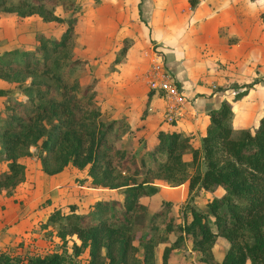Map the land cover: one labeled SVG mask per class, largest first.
I'll return each mask as SVG.
<instances>
[{
	"label": "trees",
	"instance_id": "1",
	"mask_svg": "<svg viewBox=\"0 0 264 264\" xmlns=\"http://www.w3.org/2000/svg\"><path fill=\"white\" fill-rule=\"evenodd\" d=\"M18 1L0 0V13L36 12L65 27L57 37L40 31L32 48L16 46L0 53V78L18 82L25 96L6 97L0 108V159L7 164L0 171V190L24 179L25 159L36 155L46 174L75 167L85 172L90 185L118 188L121 193L120 199L100 198L84 207L77 203L66 209L53 207L38 227L53 233L61 244L56 246L55 240V248L46 251L0 247V264H169L173 249L185 246L187 239L202 264H264V110L255 126L235 130L233 107L238 105L232 107L223 99L219 107L208 110L209 122L199 144L192 135L158 130L152 147L145 145L137 155L121 140L127 138V126L103 117L96 77L83 85L71 76L83 59L66 66L56 61V55L74 41L77 5L67 17H60L54 12L58 0H30L37 8L22 2L27 0ZM261 17L264 22V11ZM126 49L123 45L118 54ZM37 73L51 81H35ZM28 76L31 81L26 83ZM149 92L148 98L154 91ZM246 92L237 91L234 98ZM5 94L0 88V96ZM155 180L187 182V195L178 204L181 221L173 213L175 202L163 199L143 222L145 205L140 198L156 191ZM215 187L223 192L211 194L205 207L198 206L197 192ZM217 237L228 242L220 259L211 251ZM159 243L164 246L157 263ZM83 252L87 256L75 260Z\"/></svg>",
	"mask_w": 264,
	"mask_h": 264
},
{
	"label": "rangeland",
	"instance_id": "2",
	"mask_svg": "<svg viewBox=\"0 0 264 264\" xmlns=\"http://www.w3.org/2000/svg\"><path fill=\"white\" fill-rule=\"evenodd\" d=\"M14 1L19 2L18 0ZM198 1H227L224 5L222 4V7L225 6L227 9L229 7L234 8L233 10H229L228 15H234V13L236 14V11L239 13V10H237L238 7L241 8L244 3L246 7V3H252V1H257L256 3H258L256 7L252 8L255 11V14L260 15L259 11H264V0ZM22 2L34 5L36 8L38 7L30 0ZM109 2L110 0H58V4L54 10L55 14L60 17H67L72 11L71 7L76 4V10L79 15V19L76 24V34L78 37L75 35L74 41L71 43V45L61 50L56 55V61H59L63 64V66H66L74 59H83V62H81L78 66L75 65L71 76L79 80L83 85L92 82L93 78L96 77V99L101 105L103 117L106 120L116 118L118 124H124L127 126V138L123 136L121 140L125 141V145H127L128 148L132 146L135 153L139 155L138 153L142 147L145 145L147 147L151 146L150 140L148 139L151 138V133H153L156 128L155 117L151 116L148 120L146 119L147 114L152 111L147 109L146 113L143 112V108L146 106V93L148 92V95L150 94L146 80V71L149 67L151 59H153L154 56H159L162 61L165 62L167 55H165L164 51L162 50L160 43L148 38L147 35L142 41L140 39L136 40L135 37L130 35L128 32L127 36H125L119 44L115 45L114 49L116 52L114 55L111 53L110 49H108L105 53L100 52L97 54H92L91 52L93 50L90 51L89 49L100 46L98 43L100 36L96 31V28L100 25V23L101 25H104L106 32L112 33L116 28V22L112 20V17L115 19L116 17H123V22L120 24H124V26L129 25L131 22L130 20L127 21V17L125 15H115L113 5L109 4ZM187 5L188 4L177 5V7L174 9L175 14L177 15V20L175 22L176 24L174 26L180 30L191 31L194 29V27L192 23L188 22V20H190L189 15L193 13V9L192 7H189V5L187 7ZM236 5L237 8L235 9ZM163 8L168 10L170 14L173 13V11L170 9V6L166 5V7ZM210 9L211 7H209L207 14L213 11L217 14L220 12L217 7L213 10ZM125 13L129 14V12L127 13L126 11ZM138 13L140 14L137 18H135V20L139 19L141 22H143L144 18L142 16V10L140 9V12ZM254 17H256V15L253 16V18ZM203 20L200 22L202 26L205 24V21ZM232 21H229V23ZM141 22L140 24H142ZM153 23L154 22H152V24ZM145 25L147 27L146 22ZM64 27V22H59L56 20H44L36 12L26 16H20L14 12H1L0 53L3 50L13 46L32 48L35 43L34 41L36 34L40 31L57 37ZM223 28L224 27L222 26L219 28L221 34L226 33V30ZM213 31L215 32L214 27ZM180 40L186 41L185 46L190 49V52H192L193 55L199 58V61L206 63L208 65L207 68L212 66V69L215 71H220L221 74L220 69L229 67V70H231L234 68V66H236L233 65L236 61L229 55L230 52L228 53V60L224 58L223 60L219 59L221 56L215 51H212L211 48L206 45V39L200 38L198 36L190 37L186 35L185 37V35H182L176 37L175 45L179 46L182 43ZM233 40L234 39L232 37H229L228 39L229 43L233 42ZM80 41H82L81 44ZM131 44H135L133 56L137 59L133 63L124 57L125 54H118V51H121L123 45H126L128 48ZM137 50L140 51L139 55L137 54ZM137 56H139V58ZM115 57L118 61L114 60ZM251 65L254 66L253 64ZM220 74L217 76L213 75L212 78L214 80H211L210 82H213V84L216 85V81H218L217 78L220 77ZM32 78L36 79L35 81L42 83L51 81L50 77H46L45 75L38 73L33 75ZM255 79H258V77L239 84L231 80L230 84H228V86H230L233 90L229 96L230 100H235L234 95L237 91H242L243 89L248 90L246 83L255 82ZM30 81L31 76H28L25 79V82L28 83ZM23 83L24 81L22 82V85ZM235 85H237V87L234 90V87L232 88V86ZM20 87L21 85H19V83L16 81L0 78V88L6 90V94L4 96H0V106L3 105V98L5 99L6 97L18 100L24 99L25 96L21 90L22 88ZM153 94L159 93L152 92V96L150 98L151 100L154 96ZM152 105L154 106V102ZM254 114V116H256L257 110H254ZM233 123H235V120ZM238 126L239 125L237 123L234 124L235 130L239 128ZM139 137H141L140 141L137 140ZM185 159H190L189 153L185 154ZM25 162L26 169L24 179L11 188L3 187L0 190V193L2 192L1 194L4 197L6 196L10 200H14L15 203L13 205L21 204L20 206L25 207V212L21 216L23 220L18 218V216H16L14 213L10 216V218H12L11 221H13L10 225L14 224L12 233L13 235H11V233H0V247L15 246L14 248L20 249L21 251L27 247H34L40 251L53 249L55 248V245L53 246V241L56 240L54 243L56 246H59L61 244L60 240L58 241L57 237H55L53 233H47L46 231L39 230V227L37 226V221L43 218L53 205H59L66 209L67 204L69 203H77L84 207L100 198L120 199L121 189L92 186L89 183V178L84 176L85 172L83 170L69 168L61 171L58 174H55L54 177L51 178V176H48L43 172L40 160L38 161L37 159L36 161H31L27 157ZM4 168L5 161L0 159V170H3ZM139 178L140 175H138L136 179ZM153 184L156 187V191L150 195H144L140 198V201L145 205V211H143L142 216L143 222L146 223L148 221L149 216L155 209H157L163 199H170L175 202L173 206V213L176 217V221H181L183 216L180 212V209L178 208V204L180 205L187 195V182L185 181L179 184H171L162 180H155ZM222 192L223 190L218 187H215L211 190L198 191L195 195V202L198 206L205 207V201L210 197L211 194L220 195ZM47 199H49L48 202ZM0 201H2V198ZM6 205L7 204L2 202L0 210L3 211L5 207H7ZM17 222L19 223L18 225ZM6 227H3V230H5ZM170 236L174 238L175 234L170 233ZM70 239L71 238H69V240ZM163 246L164 243H159L155 247V257L157 263L160 262ZM227 246L228 242L225 238L217 237L211 248L214 257L217 259L222 258ZM190 247V239H187L185 246L180 245L178 248H174L169 260V264L200 263L197 261L195 253L190 249ZM141 254L142 251H140L139 255ZM86 256L87 253L83 252L81 256L79 255L75 257V260L79 258L84 259Z\"/></svg>",
	"mask_w": 264,
	"mask_h": 264
},
{
	"label": "crops",
	"instance_id": "3",
	"mask_svg": "<svg viewBox=\"0 0 264 264\" xmlns=\"http://www.w3.org/2000/svg\"><path fill=\"white\" fill-rule=\"evenodd\" d=\"M225 2L227 1L110 0L109 4L113 5L115 15H125L127 21H131V25L130 23V26H124V24L121 25L120 23L123 22V17H116V19L112 17V20L116 22V28L112 33H108L105 31L104 25H101L100 23L96 28V31L100 36L98 41L100 46L90 48V51L93 50L91 53H105L110 49L111 53L114 55L116 52L114 49L115 45L119 44L120 41L127 36V32L130 35H133L136 40L140 39L142 41L147 35L148 38L160 43L162 50L165 55H167L166 61L163 62L169 72L173 75L177 86L180 88V91L184 94L186 99V105L182 111L183 114L177 118L175 123H168L164 119L163 99L160 94H153L154 96L151 100L150 98L152 95L148 98V92L146 93L145 105L147 106V109L152 111H149L150 113L147 114L146 119L148 120L151 116L156 118V128L154 132L151 133V138L148 139L151 144L148 148L152 147L153 136L158 130H176L183 136L192 135L195 144H199L200 138L205 133L209 122L208 110L219 107L223 99H227L232 104V107L234 104L238 105V109H234L233 107V121L235 120L233 126L236 123L239 125L238 127L255 126L258 117L264 110V22L261 17L262 11H259L260 13L257 12L260 15L255 14V11L252 8L256 7L258 3H256L257 1H252V3H246V7L245 3L241 8L238 7L237 10H239V13L236 11V14L228 15L229 10H233L234 8L229 7L227 9L225 6L222 7V4L224 5ZM182 4H188L193 9V13L189 15L190 20H188V22L192 23L194 27L191 31L180 30L174 26L177 20V15L175 14L174 9L177 5ZM166 5L170 6L173 13L170 14L168 10L163 8L166 7ZM209 7H211L210 10L217 7L220 11L219 14L214 13V11L207 14ZM236 8L237 5L235 6V9ZM140 9L142 10V16L147 23V27L144 21L141 22L138 19L142 23L140 24L138 20H135L140 14L138 13L140 12ZM125 11L127 13L129 12V14H126ZM255 15L256 17L253 18ZM201 20L205 21L203 26L200 24ZM229 21L232 22L229 23ZM152 22L154 23L152 24ZM220 26L224 27L223 29L226 30L225 34L223 32V34H221V31H219ZM213 27L215 32L213 31ZM76 29L77 27L75 28V35H77ZM182 35H185V37L186 35L190 37L198 36L206 39V45L209 46L212 51L219 54L221 56L219 59L221 60H223V58L228 60V53L230 52L229 55L236 61L233 65L236 66L231 70H229V67L220 69L221 74L220 71L212 69V66L207 68L208 65L199 61V58L193 55L192 52H190V49L185 46L186 41L180 40L182 43L179 46L175 45L176 37ZM229 37L234 39L233 42L229 43ZM81 42L82 41H80V44ZM134 46L135 44H131L127 48L124 56L132 63L137 60L133 56ZM137 54H140L139 50H137ZM137 57L139 58V56ZM218 74H220V77L217 78L218 81H216L215 88L213 87V82L211 83L210 81L214 80L212 78L213 75L217 76ZM256 77H258V79H255V82H250L253 84L248 87V90L244 95L235 100H230L229 96L233 90L228 84H230L231 80L239 84ZM236 87L237 85L232 86L234 90ZM153 102L154 106L152 105ZM1 107L2 106H0V108ZM254 110H257L256 116H254ZM34 148L35 147L32 146L30 149L33 150ZM28 159L36 161L38 157L36 155H31ZM6 168L7 164L5 162V168L3 170ZM69 168L75 167H66L63 170ZM61 171L51 175L45 174L53 178L55 174H58ZM1 193L0 199L2 198V201H0V207L2 206V202L7 204V207H5L3 211L0 210V233H11V235H13L14 224L10 225L13 222L11 221L12 218H10V216L14 213L18 218L23 220L21 216L25 212V207L20 206L21 204L13 205L15 203L14 200H10L6 196L4 197ZM56 206L59 205H53L47 213ZM47 213L43 218L39 219V221L45 219ZM39 221H37V226ZM18 224L19 223L17 222V225ZM3 227H6L5 230H3ZM39 230L44 231L43 229ZM9 247L14 248L15 246Z\"/></svg>",
	"mask_w": 264,
	"mask_h": 264
},
{
	"label": "built area",
	"instance_id": "4",
	"mask_svg": "<svg viewBox=\"0 0 264 264\" xmlns=\"http://www.w3.org/2000/svg\"><path fill=\"white\" fill-rule=\"evenodd\" d=\"M146 74L148 89L158 92L163 99L164 119L168 123H175L177 118L183 114L186 99L173 75L159 56L151 59ZM213 87L216 85L213 84Z\"/></svg>",
	"mask_w": 264,
	"mask_h": 264
}]
</instances>
